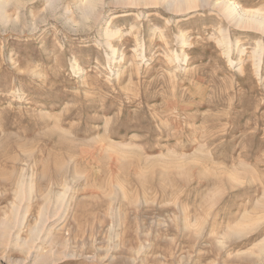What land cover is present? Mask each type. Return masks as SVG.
<instances>
[{
    "label": "rangeland",
    "instance_id": "374dc122",
    "mask_svg": "<svg viewBox=\"0 0 264 264\" xmlns=\"http://www.w3.org/2000/svg\"><path fill=\"white\" fill-rule=\"evenodd\" d=\"M0 264H264V0H0Z\"/></svg>",
    "mask_w": 264,
    "mask_h": 264
},
{
    "label": "bare ground",
    "instance_id": "6f19581e",
    "mask_svg": "<svg viewBox=\"0 0 264 264\" xmlns=\"http://www.w3.org/2000/svg\"><path fill=\"white\" fill-rule=\"evenodd\" d=\"M232 7L234 8L233 4L231 3V4H228L226 8L229 9V8H232ZM235 11H236V9H235ZM237 16H238V15H237ZM239 18H240V17H239ZM241 18H242V17H241ZM239 20H240V19H239Z\"/></svg>",
    "mask_w": 264,
    "mask_h": 264
}]
</instances>
